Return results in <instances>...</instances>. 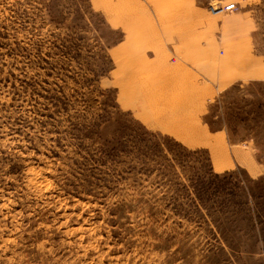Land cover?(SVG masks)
I'll list each match as a JSON object with an SVG mask.
<instances>
[{
    "label": "rangeland",
    "instance_id": "obj_1",
    "mask_svg": "<svg viewBox=\"0 0 264 264\" xmlns=\"http://www.w3.org/2000/svg\"><path fill=\"white\" fill-rule=\"evenodd\" d=\"M129 1V49L162 75L184 68L212 86L205 132L186 139L137 120L125 99L151 65L123 83L117 7L0 0V264H264V76L216 86L228 54L213 25L246 12L264 69V0L217 15L210 5L232 2H211L200 20ZM187 23L201 32L184 34Z\"/></svg>",
    "mask_w": 264,
    "mask_h": 264
},
{
    "label": "crops",
    "instance_id": "obj_2",
    "mask_svg": "<svg viewBox=\"0 0 264 264\" xmlns=\"http://www.w3.org/2000/svg\"><path fill=\"white\" fill-rule=\"evenodd\" d=\"M92 1L94 3L98 2V6L102 9H104L103 6L106 8V4L109 8L117 7V12L119 13V28L124 31L125 39L121 42L120 49L114 51V55H121L123 58L126 54L127 57V61L121 63L122 67H125L126 64V68H128L127 75H125L126 72L123 70L125 72L123 74V83H126L127 77V83L131 86L132 83L130 79L132 76L136 75V68L142 71V69L147 68V65H151V71L148 72L146 80L135 83L138 94L136 100L133 101L130 99V101H128V99H125L127 91L124 92L125 101L128 103H134L135 108L138 110L139 116H137V120L152 130H160L173 134L175 132L177 133L180 129L184 130L182 134L183 138L186 139L193 134V131L197 132V130L202 131V133L194 134L191 139H196L195 135L202 136L205 130L196 125L198 123V112L203 108L205 100L209 97L208 94L212 90V86L207 85L192 75L184 74V72H186L184 68H181V74L178 73V75H176V67L169 68L168 76L162 75L160 61L156 63L154 61H147L144 54L142 55L144 59H140L141 52H139V49H136V51L129 49L136 43V39L138 38L136 37L138 27L134 24L136 17L132 15L133 13L131 15L123 13L124 15L122 16L121 11L125 6V0H105L104 2H102V0ZM217 1L224 3L235 0H154V2L153 0H150L149 3L165 4L163 15H165L166 20H170L169 17L173 15V4L181 5V7H176V9L181 8L180 15H178L181 19L194 17L200 20L206 15V11L208 10L207 5L211 2ZM156 9L158 10L157 7ZM245 14L247 13L233 14L231 16L223 17V19H219L216 24H213L218 27V42L226 47V52L228 54V57H224L225 64L219 71V76H221L219 80L223 83L216 84L218 87L220 85L222 88H225L235 83V81H240V77H247L246 80L259 78L253 75L256 73H261L264 76V69L260 68L262 65L257 62L259 57L253 53V48H251L253 45L252 31L254 24L249 20V17H245ZM198 23L201 24V21ZM192 27L193 26L188 23L184 24L182 27L183 33H198L202 30V26H196L194 29H192ZM226 52L224 50L223 54ZM135 56H137L136 60ZM149 59L154 60V55L153 57H149ZM164 64H166V62ZM238 64H241L243 67L238 69ZM204 68H206V65ZM211 133L213 134V132ZM211 138L214 137L210 136V138L205 141L190 143L205 145V143L211 142ZM213 142H217V139L213 140ZM215 150L216 152L213 151L214 156L219 161V164H216L217 166L222 167L225 164L222 159L224 157L219 155L217 148H215ZM221 162L224 164L220 165ZM226 164L228 165V163Z\"/></svg>",
    "mask_w": 264,
    "mask_h": 264
},
{
    "label": "built area",
    "instance_id": "obj_3",
    "mask_svg": "<svg viewBox=\"0 0 264 264\" xmlns=\"http://www.w3.org/2000/svg\"><path fill=\"white\" fill-rule=\"evenodd\" d=\"M238 6L234 2L230 4H217V5H210L209 11L213 14H218V13H233L234 10H237Z\"/></svg>",
    "mask_w": 264,
    "mask_h": 264
},
{
    "label": "clouds",
    "instance_id": "obj_4",
    "mask_svg": "<svg viewBox=\"0 0 264 264\" xmlns=\"http://www.w3.org/2000/svg\"><path fill=\"white\" fill-rule=\"evenodd\" d=\"M17 264H18V262H17Z\"/></svg>",
    "mask_w": 264,
    "mask_h": 264
}]
</instances>
